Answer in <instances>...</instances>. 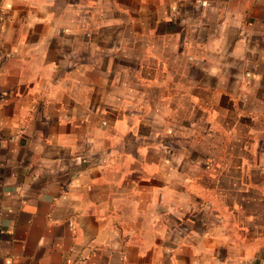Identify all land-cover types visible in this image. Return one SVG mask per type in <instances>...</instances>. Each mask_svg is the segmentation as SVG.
<instances>
[{"label": "crops", "instance_id": "1", "mask_svg": "<svg viewBox=\"0 0 264 264\" xmlns=\"http://www.w3.org/2000/svg\"><path fill=\"white\" fill-rule=\"evenodd\" d=\"M0 264H264V0H0Z\"/></svg>", "mask_w": 264, "mask_h": 264}]
</instances>
